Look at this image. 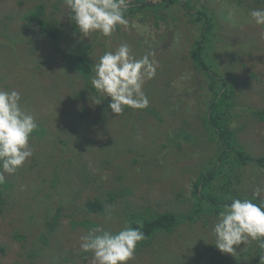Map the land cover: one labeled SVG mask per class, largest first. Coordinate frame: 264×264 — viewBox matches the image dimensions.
<instances>
[{"label":"rangeland","instance_id":"obj_1","mask_svg":"<svg viewBox=\"0 0 264 264\" xmlns=\"http://www.w3.org/2000/svg\"><path fill=\"white\" fill-rule=\"evenodd\" d=\"M38 4H43L47 19L61 25L66 38L52 42L40 36L37 25L26 19ZM202 6L213 23L207 32L202 33L201 22H193L196 16L176 3L159 10L145 6L130 17L126 13L128 27L118 25L110 37L98 32L85 37L72 28L64 0H0V89L19 92L22 106L47 132L40 140L31 135L32 157L14 175L5 174L13 183V197L7 199V209L0 210V247L4 248L0 264H40L24 256L39 235L36 208L46 213L55 201L65 212L68 197L75 201L71 208H76L70 217L61 215L47 251L51 258H67L59 264H92V257L84 263L72 255L81 252V236L89 230L70 223L88 220L104 229L102 216L82 212L88 199L105 200L128 188L125 200L115 202V210L128 204L150 208L151 213H189L195 202V179L209 169L218 141L216 134L211 136L203 128L201 118L212 93L191 58L193 44L201 35L203 62L235 90L230 128L236 130L235 137L246 152L264 156V119L241 109H264V26L249 16L264 5L256 0H198L196 9ZM125 43L136 58L154 52L150 59L159 67L143 86L149 106H124L121 114H115L108 107L111 97L94 89L91 77L100 56ZM79 44L90 46L87 60L92 72L87 77L68 66L67 58L75 55L73 49ZM101 98L103 102L97 104ZM182 132L192 134L196 143L174 144ZM54 165L67 176L59 193L48 177ZM236 173L240 196L258 201L254 190L259 187V199H264V169L246 165ZM85 174L88 180L82 178ZM73 189L76 193H68ZM122 221L113 220L112 231ZM216 222L217 216L205 213L194 223L180 224L170 236L160 235L148 249L136 251L128 264H249L252 255L264 256L260 242L251 239L246 245H234L233 255L219 253L214 249ZM15 233L24 234L27 242L19 243ZM253 260L260 264L258 257Z\"/></svg>","mask_w":264,"mask_h":264},{"label":"trees","instance_id":"obj_2","mask_svg":"<svg viewBox=\"0 0 264 264\" xmlns=\"http://www.w3.org/2000/svg\"><path fill=\"white\" fill-rule=\"evenodd\" d=\"M259 3L264 5V0H256ZM180 4L183 9L188 12L194 18L193 22H201L202 24V33L213 28V23L211 18L206 14V7L202 6L203 9H196L198 0H156L152 3L147 0H134L133 2L127 3L128 9L126 13H134L137 10H141L145 6H150L151 9H166L173 4ZM125 13V14H126ZM127 17V15H125ZM26 19L29 22L35 23L40 30V36L44 39L50 40L52 42H57L60 39L66 38L63 28H60L61 25L54 20L53 18L47 19L45 16V10L43 4H38L35 8L26 14ZM72 28L74 31H77L75 22L71 20ZM203 39L201 37L196 40L193 44V50L191 51V58L194 63V66L202 75L206 78L212 93L211 99L208 104V110L204 113L201 120L203 121V128L212 134H216L217 148L213 160L210 161V167L207 171H204L199 174L195 179L193 184L192 197L195 199L194 205L189 213L185 214H176L172 211H160L151 213L150 208H138L132 207L128 204L120 210H115V202L120 198V200H125V193L128 192V188H124L123 191L119 193L109 194L108 198L103 200L100 197H95L93 199H88L82 204V212L85 215H94L96 217L102 216L105 223L103 224L104 230L117 232L125 226L131 227H141L145 235V239L137 244L136 251L142 252L148 249L152 243H155V238L158 236H170L173 231L180 224H191L194 223L198 218L202 217L205 213L207 215H218L220 211L223 210L225 204H230L232 198L238 199H252L253 202H259L252 197H242L238 194L239 190L236 188V184L240 180V176L236 173L237 168L240 166L253 165L255 168L264 169V156H253L246 152L244 148L238 143L237 138L235 137L236 130L230 128V122L232 120V111L234 109V94L235 90L230 86H227L226 81L220 77L216 72L212 71L210 66L205 64L203 61ZM89 47L80 46V44L75 48L74 47V56H69L68 66L73 67L76 71H79L84 77H87L92 72V66L87 60V55L89 52ZM72 50V51H73ZM15 59L17 58L14 54ZM218 84V86H217ZM96 95V94H95ZM101 103L103 98L100 99ZM105 107H103L104 109ZM245 112H249L253 117L258 119H264V109H252L250 107H241ZM150 112V108L148 109ZM106 112H104L105 114ZM46 135V130L38 123V128L34 130L32 136H36L37 139H41V135ZM179 139L178 142H173L180 146V143L192 144L196 143L194 140H191L193 137L192 134L182 132V135L177 134ZM211 139V138H210ZM65 145L68 142H64ZM70 161V160H69ZM69 168H71V163ZM54 167V168H53ZM53 174H50L48 177L52 180V187H56V192L62 189L64 185V180L67 176L60 174L59 168L57 166L49 167ZM201 172V170H200ZM83 179L88 180L86 174L82 176ZM214 181L217 183L214 185ZM13 183L10 178L5 176V181L0 183V210L7 209V199L11 196L13 192ZM212 188H215L217 192L213 191ZM74 189L68 193H74ZM57 193V194H58ZM76 193V191H75ZM61 195V194H60ZM74 199L68 197L65 201V212L61 209L62 205L56 207L55 201L53 205H50L49 211L46 213L38 212L36 208L37 216L40 221V231L36 240L30 243L29 251L26 250L24 256L28 260H36L40 264H44L43 258L46 256L45 264H59L60 262H66V259H56L50 257V246L49 238L50 235L57 231L59 228V222L61 215L70 217V211L75 210L76 207L71 208L75 205ZM111 213V220H106V213ZM116 218L122 219V225L117 228L116 231H112L113 220ZM72 225L84 226L86 229L91 230L96 227H99L98 224L92 223L88 220H70ZM37 225V223H34ZM19 243L27 242V238L24 234L15 233L13 235ZM215 247V245H214ZM28 249V248H27ZM217 249V248H214ZM4 248L0 247V251L3 252ZM48 251V252H47ZM218 251V250H217ZM62 251L59 250L58 254H61ZM73 256L80 258L84 263L92 257L91 252H72ZM221 253V251H219ZM67 254V253H65ZM264 264V260H261V255H252L251 261H248L249 264H255L254 258ZM62 259V260H61ZM61 260V261H60Z\"/></svg>","mask_w":264,"mask_h":264},{"label":"clouds","instance_id":"obj_3","mask_svg":"<svg viewBox=\"0 0 264 264\" xmlns=\"http://www.w3.org/2000/svg\"><path fill=\"white\" fill-rule=\"evenodd\" d=\"M64 4L76 29L85 37L92 32L110 37L118 25L128 27L126 0H64ZM249 16L256 25L264 26V9H253ZM154 55L147 52L136 58L125 43L106 51L94 64L91 85L111 97L108 107L113 113L121 114L124 106L132 109L149 106L143 86L156 76L158 62L150 59ZM37 128L35 117L21 104L20 93L0 89V183L5 181V174L14 175L32 157L30 138ZM260 191L259 187L254 190L258 203L232 198L218 213L213 233L215 246L222 253L233 255L234 245L242 242L246 245L250 239L259 241V246L264 248V199H259ZM111 218V213H106L105 219ZM144 239L140 226H125L117 232L96 227L81 236L80 249L92 253V264H128L137 244Z\"/></svg>","mask_w":264,"mask_h":264}]
</instances>
